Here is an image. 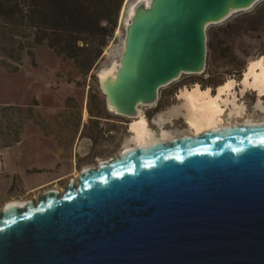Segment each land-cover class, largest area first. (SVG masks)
Instances as JSON below:
<instances>
[{"label":"water","instance_id":"1","mask_svg":"<svg viewBox=\"0 0 264 264\" xmlns=\"http://www.w3.org/2000/svg\"><path fill=\"white\" fill-rule=\"evenodd\" d=\"M262 0L140 1L114 74L128 117L202 73L211 24ZM0 264H264V120L136 145L0 212Z\"/></svg>","mask_w":264,"mask_h":264},{"label":"rangeland","instance_id":"2","mask_svg":"<svg viewBox=\"0 0 264 264\" xmlns=\"http://www.w3.org/2000/svg\"><path fill=\"white\" fill-rule=\"evenodd\" d=\"M137 1H122L117 26L108 38L100 58L87 75L81 72L84 69H79L73 60L62 59L46 44L36 46L30 38V29L24 32V36H17L13 35V32L23 31L22 28L10 30L8 26H0V143L12 141L16 138L14 137L16 134L20 135L25 131L26 125L32 127V124L38 123L48 127L51 122H54L63 129L70 128L72 134L76 133L82 125L78 137L79 147L74 152L77 164L71 173L48 187L31 192L18 193L13 188L8 189L7 185L5 189L0 187V212L6 203L12 200L24 202L30 198L37 200L40 193L50 188L63 192L69 179H77L84 167L97 166L100 160L120 154L126 145L132 143L131 132L123 128L122 135L121 128L118 127L115 130L116 123L107 120L127 121L126 118L114 117L106 111V99L97 75L113 61L119 60L126 34L127 10L124 15L123 10L125 6ZM243 12L246 11L237 12L230 18ZM224 22L211 24L207 28L208 49L204 72L183 73L179 79L161 88L157 101V103L160 102L159 113L156 115L149 116L156 104L140 106L148 118L150 128H155L157 135H161V127L169 130L173 137L191 134L184 118L185 107L178 98L182 90L199 84L201 88L210 86L212 93H216L220 83L231 77L240 81L248 63L259 56L264 57L260 55V50H264V30L243 35L237 38L235 43L225 40V36L222 35L220 38L222 42L219 43L214 37L221 33ZM103 25H106L105 21ZM29 51L35 53L34 59L28 54ZM237 94L239 103H244L245 109L240 116L224 112L221 116L223 124H240L247 119L264 120V109L258 105V95L255 90L248 89L243 94L238 84ZM85 106L88 110H85ZM176 107L179 108V112L173 115L169 122L162 125L157 123L159 115ZM89 116L95 119H90ZM131 118L133 120L135 117ZM167 118L168 115H165V119ZM12 133L15 135L12 136ZM113 137L117 138L113 139ZM121 138L123 139L120 145L114 143ZM14 182L16 186L17 181Z\"/></svg>","mask_w":264,"mask_h":264},{"label":"trees","instance_id":"3","mask_svg":"<svg viewBox=\"0 0 264 264\" xmlns=\"http://www.w3.org/2000/svg\"><path fill=\"white\" fill-rule=\"evenodd\" d=\"M122 1L0 0V26H8L10 30L22 28L23 31L13 32L17 36H24L30 29V38L36 46L46 44L62 59L73 60L87 75L117 26ZM104 21L106 25H103ZM263 30L264 0L225 21L221 33L214 39L220 43L223 35L225 40L235 43L243 35ZM260 52L264 55V50ZM28 54L34 59L33 51Z\"/></svg>","mask_w":264,"mask_h":264},{"label":"bare ground","instance_id":"4","mask_svg":"<svg viewBox=\"0 0 264 264\" xmlns=\"http://www.w3.org/2000/svg\"><path fill=\"white\" fill-rule=\"evenodd\" d=\"M140 1H144L147 5L150 2V0H138L135 3H131L129 6H125L123 15L127 10L126 26L130 23V19L134 14V9ZM122 52L123 50L121 51L120 57ZM119 62L120 58L119 60L116 59L113 61L108 67L103 68L99 72L101 78L106 77L108 74H114ZM238 84L241 86V91L243 94L248 91V89L255 90L258 95V105L264 109V57H259L250 61L240 81H237L232 77L228 78L217 87L216 93H212L210 86L201 88L199 84H196L191 88H185L180 94H178V98L182 101L183 106L185 107L184 110L186 112L184 114V118L185 122L189 125L191 135H198L213 128L229 125L222 123L221 116L224 114V112H229L230 115H241L242 110L245 109V106L244 103H239V95L237 94ZM110 109L113 110L112 108ZM141 110L142 109L139 106V115L131 121L130 128L133 134V141L131 144L126 145L124 150L136 145H146L163 140L170 141L174 138L172 133L169 130H166L164 127H161V135H156L150 129L148 120ZM178 112V107L169 109L168 112L157 117V123L162 125L165 122H169L171 117L176 115ZM165 115H168L167 119H165ZM247 122L253 121L249 119L243 121V123ZM25 203L26 201L12 200L11 202L6 203V205H24Z\"/></svg>","mask_w":264,"mask_h":264},{"label":"crops","instance_id":"5","mask_svg":"<svg viewBox=\"0 0 264 264\" xmlns=\"http://www.w3.org/2000/svg\"><path fill=\"white\" fill-rule=\"evenodd\" d=\"M26 125L25 131L13 134L12 141L0 143V187L24 193L48 187L67 177L77 164L75 150L79 133L51 122ZM17 185L14 186V181ZM3 185V186H2Z\"/></svg>","mask_w":264,"mask_h":264},{"label":"flooded vegetation","instance_id":"6","mask_svg":"<svg viewBox=\"0 0 264 264\" xmlns=\"http://www.w3.org/2000/svg\"><path fill=\"white\" fill-rule=\"evenodd\" d=\"M104 94V93H103ZM104 97H105V99H106V96L104 95ZM158 100H159V98H158ZM86 102H88V100H86ZM160 103V102H159ZM159 103H156V106H155V108L154 109H152L151 111H150V113L151 114H149V116L151 117V116H153V115H156V113H159L158 111V107H159ZM82 108H83V106H82ZM105 108H106V111L107 112H109L112 116H114V117H120V118H126L127 119V121H123V120H114V119H107L108 121H110V122H112V123H116V125H114L115 126V130H116V128H121L120 129V133L123 135V128H125L128 132H131L132 133V131H131V128L129 127L130 125H131V123H129V121H132V118L131 117H128V116H125V115H121V114H118V113H116L114 110H111V109H109L108 108V106H107V102H106V105H105ZM85 110H88L87 109V106H85ZM142 111V110H141ZM146 116V115H145ZM147 117V116H146ZM89 118L90 119H95V117H92V116H89ZM97 118V117H96ZM148 119V118H147ZM88 124H89V122H88ZM149 124V123H148ZM111 124H109V126H110ZM113 126V127H114ZM125 126V127H124ZM111 127V126H110ZM150 127V126H149ZM84 128H85V124H84ZM155 134H156V130H155V128H150ZM83 131H84V129H83ZM83 131H82V133H83ZM109 132H112L113 133V131H109ZM82 133H81V135H82ZM79 135H80V133H79ZM157 135V134H156ZM117 136V135H116ZM81 138V137H80ZM117 137H113V139H116ZM123 138H121V139H118V141L116 140L114 143H119V145L122 143V142H120L121 140H122ZM113 143V142H112ZM125 148V147H124ZM124 150V149H123ZM122 150V151H123ZM122 153V152H121Z\"/></svg>","mask_w":264,"mask_h":264}]
</instances>
